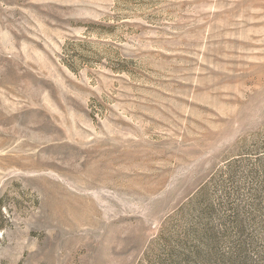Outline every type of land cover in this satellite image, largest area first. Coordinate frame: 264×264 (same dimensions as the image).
<instances>
[{
	"label": "rangeland",
	"instance_id": "374dc122",
	"mask_svg": "<svg viewBox=\"0 0 264 264\" xmlns=\"http://www.w3.org/2000/svg\"><path fill=\"white\" fill-rule=\"evenodd\" d=\"M0 264H264V0H0Z\"/></svg>",
	"mask_w": 264,
	"mask_h": 264
}]
</instances>
